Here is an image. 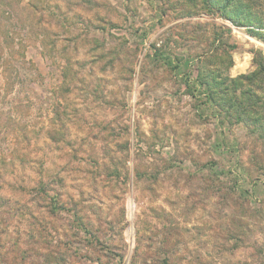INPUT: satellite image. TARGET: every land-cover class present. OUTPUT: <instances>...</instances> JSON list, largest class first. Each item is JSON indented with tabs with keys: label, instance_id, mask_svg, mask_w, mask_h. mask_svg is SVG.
<instances>
[{
	"label": "rangeland",
	"instance_id": "obj_1",
	"mask_svg": "<svg viewBox=\"0 0 264 264\" xmlns=\"http://www.w3.org/2000/svg\"><path fill=\"white\" fill-rule=\"evenodd\" d=\"M201 1L0 0V264H264L260 131L183 87L215 32L264 62V0Z\"/></svg>",
	"mask_w": 264,
	"mask_h": 264
},
{
	"label": "trees",
	"instance_id": "obj_2",
	"mask_svg": "<svg viewBox=\"0 0 264 264\" xmlns=\"http://www.w3.org/2000/svg\"><path fill=\"white\" fill-rule=\"evenodd\" d=\"M202 8L211 13L216 11L220 16L236 26H252L256 30L262 29L253 16L251 8L243 0H202ZM229 31V30H227ZM230 32V31H229ZM254 36L264 40V33L252 31ZM219 33H214V43H218L210 56L199 60L194 80L185 78L183 87L185 93L203 104L213 106L218 114L230 124H249L253 129L260 131V138L264 144V62L262 57H254L255 70L231 77L228 74L233 66L231 51L236 45L223 43ZM153 50L159 51L157 47ZM166 61V60H164ZM169 67L172 61L165 63ZM171 65V66H170ZM213 65L214 67H211ZM264 148V147H263Z\"/></svg>",
	"mask_w": 264,
	"mask_h": 264
}]
</instances>
